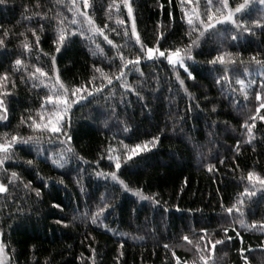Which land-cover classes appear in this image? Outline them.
<instances>
[{"label": "trees", "instance_id": "1", "mask_svg": "<svg viewBox=\"0 0 264 264\" xmlns=\"http://www.w3.org/2000/svg\"><path fill=\"white\" fill-rule=\"evenodd\" d=\"M129 2L137 33L146 45L143 50L131 35L133 20L123 0H89L88 9L83 0H77L80 12L92 17L115 48L103 36L93 37L83 15L78 16V24L70 23L71 0H5L0 4V39L4 41L0 74L7 73L0 88L7 93V120L0 121V142L10 140L11 135L42 137L38 145H14L12 159L0 169L6 170L0 176V183L6 185V192L0 193L3 256L8 264H177V258L180 264H204L200 255L209 256L211 264H244L243 248L248 264H264V187H253L247 180L250 170L264 176V121L259 119L264 108L257 112L264 103V63L251 59L255 56L264 62V28L252 24L264 20V7L256 0L234 17L252 28V34L226 23L201 38L193 49V60L187 61L194 77L189 79L183 69L170 66L166 57L148 60L145 54L148 47L174 50L196 40L199 20L190 27L185 11L191 16L196 9L207 23L208 0ZM243 2L229 0V6ZM217 7H222L220 0H213L212 12L219 16ZM58 27L67 34L59 53L53 43ZM32 30L40 36L38 48ZM237 31L240 39L232 40ZM25 39L30 52L22 48ZM220 52L226 61L235 63L209 64ZM121 54L131 60L141 56L135 68L126 70L123 81L116 79ZM53 56L69 91L73 85L89 92L104 85L100 92L85 93V99L73 105L70 143H62L63 136L50 137L29 127V116L40 123L41 115L47 117L54 110L45 103L47 96L55 94L50 91L55 81ZM17 58L22 64L14 70ZM36 67L48 73L43 82L38 74L30 75ZM94 67L113 83L108 85ZM237 80L247 85L244 91ZM257 92L261 93L259 101ZM253 120L250 140L246 125ZM146 142L148 151L123 162L134 145ZM68 148L73 151L68 153ZM62 154L64 166L57 168L53 158ZM109 155L120 158V169ZM28 160L33 165L27 166ZM12 171L21 179L9 184L7 175ZM112 172L127 188L108 175ZM28 182L30 187H25ZM246 187L255 195L242 198ZM35 189H40L39 196ZM137 192L151 199H141ZM241 198V212H226ZM54 203L61 208L53 207ZM254 222L256 227H252ZM215 240L224 243L213 248Z\"/></svg>", "mask_w": 264, "mask_h": 264}, {"label": "snow or ice", "instance_id": "2", "mask_svg": "<svg viewBox=\"0 0 264 264\" xmlns=\"http://www.w3.org/2000/svg\"><path fill=\"white\" fill-rule=\"evenodd\" d=\"M5 0H0V4H3ZM192 0H188V3H191ZM256 0H244L243 3L238 4L235 8H231L229 6V0H220V4L222 7H217L216 12L221 13L219 16L215 15L212 12V6H213V0H208V15H207V23L204 22V20L201 18V14L199 11L196 9H193V15H189L187 11H185V16L184 18L187 20V23L190 27L193 26L194 20H199L201 30L199 31L196 40L191 41L189 44L184 45L183 47H176L174 50L169 49L165 51H161L159 47H156L155 49L152 47L147 48V52L145 54V59L148 60H153L157 58H165L170 66L173 67H179L180 69H183L184 72L187 73V76L189 79H194L192 72L189 70L187 66V61L193 60V49L197 47L200 43L201 38L205 37L210 30H215L216 26L218 24H226V23H231L234 25V27L237 30L242 29L243 33H249L252 34L253 29L248 27L245 24L237 23L236 19L234 18L237 13H241L243 10L248 8L250 3H255ZM258 3L264 7V0H258ZM72 6L68 9L70 12H72V20L71 24L76 25L78 24V16L83 15L84 20L87 22L88 25V31L93 34V37L96 35H101L104 37V40L107 42L109 45H113V41L108 38L107 35H104V30L95 26V23L92 19V17L88 16L87 12L81 13L77 0H71ZM124 6L127 8L128 12V18L133 20L132 23V32L131 35L132 37H135L136 44L141 46V50H143L146 45L143 44L141 41L137 30H136V24L135 20L133 18V8L129 0H123ZM83 7L84 9L89 8V0H83ZM119 23H123V21H120ZM252 24L256 28H264V20H253ZM41 31H44L43 28H41ZM58 33L57 40H54L53 43L57 44L56 47V52L59 53L61 50V46L65 43L67 40V34L65 33V29L63 27H58L56 29ZM5 36H7L9 33L7 30H5ZM80 34L83 36L84 32L81 31ZM23 35V33H21ZM32 35L36 37V47H39V42H40V36L36 34L35 30H32ZM127 35V33H125ZM163 34L161 36L157 37V40L159 41L162 38ZM241 37V33L237 31L235 34L232 35L231 39L232 40H238ZM4 44V41L0 39V46ZM97 49L99 50V45L96 46ZM115 48L116 46L113 45ZM22 48L26 52H30V44L25 39V41L22 42ZM96 53H93L95 55ZM44 55H47L45 53ZM239 55V53H237ZM120 75L116 77L117 80L123 81L124 76L126 74V70H130L131 68H135L141 61V56L137 55L135 60L127 59L125 58L124 55H120ZM39 59V57H37ZM253 61H256L257 64L264 63L262 61L256 60V57L253 56L251 57ZM209 64L215 65L216 63H219L221 65H224L226 63H235L234 60H225V53L220 52L218 53L215 57H213L212 60L208 61ZM22 64L21 59L17 58L13 62V69L16 70L18 69ZM52 73L55 75V81L52 84L50 91H53L55 94L54 95H49L46 97V104H51L52 108L54 109L51 111L47 117L41 115V122L37 123L36 120H34L31 116L28 117L29 120H31V124L29 127L32 129L33 132H36L39 130L41 133L47 132L51 136H63L64 141L62 143H70L72 137L68 134V129L71 128V116L69 115L70 111L73 108V105L78 103L79 101L85 99V93H87L89 96L93 94V92H100L103 88L104 85L102 84L99 88L93 89V92H89L87 88L85 87H76L75 85L72 86L71 91H69V88L60 80V77L58 75V70L56 67V58L55 56L52 57V67H51ZM94 72H99L102 76H104L106 82L108 85H111L113 83V80L111 77L106 76L102 69L98 67H94ZM261 73L264 74V68L261 69ZM38 74V77H37ZM32 77H37L41 79L43 82V79L48 77V73H46L42 68L36 67L35 72L30 74ZM7 73L0 74V88L3 87L2 82L6 80ZM23 79V78H22ZM177 79H179V76L177 75ZM91 82V81H90ZM220 81L218 80L217 83ZM237 83L240 84L241 86V91H244L247 85H245L243 80H237ZM264 83V82H262ZM181 86H183L184 81L180 80ZM47 87V85H45ZM121 87L123 88H129L130 85L128 84H121ZM62 93V94H61ZM7 95V93L0 92V121L7 120V107H6V102L4 99V96ZM247 95V93H245ZM256 99L259 101L261 100V93L257 92L256 93ZM45 107V104L41 105V109ZM261 108H264V103H261L259 107L257 108V112L260 111ZM260 120L264 121V116L259 117ZM46 120V122H45ZM22 123H23V118H22ZM255 125V120H253L252 125H246L248 134H249V139L251 140L252 138V131L253 127ZM9 134L4 133V136L7 137ZM158 138H153L154 141H156ZM42 137L40 135H29L27 137L24 136H19V135H11L10 140H6V142H0V169H3V166L5 164V161L11 160L12 156L10 155L13 146L17 144L21 145H27V144H32V145H38L41 143ZM239 143V142H238ZM127 147V146H125ZM149 146L148 143L146 142L145 144H137L134 145L129 152H126L124 155V161L127 162L128 160H131L133 157L139 155L142 152L148 151ZM239 150V149H237ZM68 153H71L73 150L71 148H68L66 150ZM111 151V149L109 150ZM37 157H39L40 153L37 152ZM108 159L110 161H113L115 164L116 169H120L122 166V161L120 160L119 157H114L112 155H109ZM64 161H65V156L62 154L58 159L53 158V164L57 168H62L64 166ZM19 162V161H18ZM27 166L33 165L32 160H28L25 162ZM211 170V167L209 168ZM6 170L0 171V176H3ZM97 175H102V173H97ZM111 176V178L114 181H118L120 185L123 187L127 188V185L124 184V181L118 180V176L115 172H112L108 174ZM7 179L9 181V184L15 183L17 181H20L21 177L16 171H12L9 175H7ZM247 180L253 184V187H255L256 184L264 187V176H261L257 173H254L253 171H248L247 172ZM61 183L63 181H60ZM31 182H28V184L25 185V187H30ZM47 186V184H46ZM36 195H40V189H35ZM6 192V185L4 183H0V193H5ZM138 196L141 197V199H151V197H145L141 192L136 193ZM255 195V192L249 191V189L246 187L242 193H240V196L243 198L244 196L251 197ZM240 199L237 203H234L231 207H228L226 209V212L232 213L233 210L235 209L236 212H241L242 211V206L244 204V200ZM53 207L59 209L61 208L60 204L54 203L52 205ZM107 207V205H106ZM103 210H101L102 212ZM96 214H93V219L92 223H96ZM61 221H57V223H60ZM241 227H244V221H240ZM252 227H256L255 222L253 223ZM201 231H204L201 229ZM224 232H228V228L224 229ZM237 236H239V232H237ZM183 239L185 241H188V237L184 236ZM203 239V237H201ZM227 240L231 241L232 237L228 236ZM190 242V241H189ZM213 244V248L216 247V245L223 244V240H215L214 242H211ZM167 248L168 246L165 245ZM251 246L249 247V251H252ZM5 251V247L2 243H0V264H3V253ZM240 254L241 258L244 260V264H248V257L245 255V249L241 248L240 249ZM173 256H175V253H173ZM199 259L204 262V264H211L210 257L207 255H200ZM177 264H180L179 259L177 258ZM184 264H187L185 261Z\"/></svg>", "mask_w": 264, "mask_h": 264}, {"label": "rangeland", "instance_id": "3", "mask_svg": "<svg viewBox=\"0 0 264 264\" xmlns=\"http://www.w3.org/2000/svg\"><path fill=\"white\" fill-rule=\"evenodd\" d=\"M3 264H8L6 261V256H3Z\"/></svg>", "mask_w": 264, "mask_h": 264}]
</instances>
